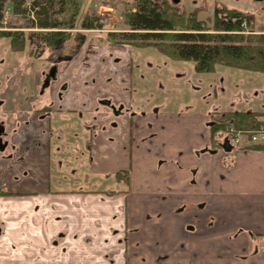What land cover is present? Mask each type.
<instances>
[{
	"label": "crops",
	"instance_id": "1",
	"mask_svg": "<svg viewBox=\"0 0 264 264\" xmlns=\"http://www.w3.org/2000/svg\"><path fill=\"white\" fill-rule=\"evenodd\" d=\"M134 49L137 48L129 44H109L104 35L98 42L90 41L89 36L77 61L62 68L59 80L40 99L42 105L51 102L57 105L47 109L45 120L39 119L42 112L34 114L38 125L36 136H29L35 138L28 153L32 162L28 165L26 162L16 164L11 168L0 164V190L7 191L0 194V227L4 231V237L0 239V264H108V253L112 250V244L106 242L109 231L124 229L131 224L132 199L125 195L84 196L77 192L54 195L48 191L46 176L49 163L47 150L52 146L50 135L55 134L54 129L59 130L58 134L65 141L68 137L65 129L73 131L76 122L73 119L72 127L67 128L69 118L66 112L73 107L84 109L85 105V110L96 111L95 136L91 140L95 163L91 167L84 164L83 159L86 160L87 156L77 152L73 138L72 142H65L73 148V152L64 151L59 159L56 156L52 166H60L67 171V176L75 172L82 177H89L88 170L93 175H108L121 168H131L135 201L142 204L140 207L154 208L158 203L156 197L166 193L174 203H186L190 209L199 208L214 217H208L207 222L212 221L218 227L216 233H219L189 239L193 243L192 249L184 255L183 264L193 261L194 256V264H209L212 262L210 255L218 258L213 262L216 264H222V258L235 264L249 263L250 259L240 255L246 254L244 244L248 242L252 245V240L246 234L236 233L239 228L245 227L264 235V150H244L238 153L235 161H229L233 162L231 166L193 151L203 147L209 149V123L213 113L241 108L258 110L255 107L264 110V91L252 100L238 103L235 98L238 99V95L244 92L240 89L243 80L236 81L239 85H230L228 77L232 76L223 72L212 75L213 79H198L192 84V93H188L184 102L175 97L174 102L169 104L170 99H155L157 83L151 86L146 84L145 76L136 78L134 68L132 77L123 75V59L131 54L134 63ZM150 52L145 54L150 55ZM86 58L87 64L84 63ZM162 62L166 64V59ZM234 77L236 80L243 78L242 75ZM64 83L69 85L65 86L60 99L58 92ZM218 85L220 96L217 95ZM130 86L131 97L124 91ZM148 86L150 95H141ZM243 87L247 89L246 85ZM136 89L137 99L134 98ZM164 92L165 89H162L158 94ZM105 96L124 101L126 107H133L139 112L149 111L154 105L158 107L161 114L155 126L158 133L155 141L144 143L150 131L147 121L152 116L139 119L127 115V118L118 120L117 131L112 129L109 123L115 119L103 116L105 109L98 104ZM147 97L152 98L144 100ZM207 99L213 103L206 102ZM62 104L63 110H59ZM55 121L64 123L56 126ZM79 142L82 144L78 139ZM204 152L205 149L201 151ZM59 161L62 163L59 164ZM98 182L94 179L93 186L102 184ZM114 199L117 201L114 202ZM65 231L67 235L63 233ZM181 239L178 237L174 246L179 247L184 241ZM181 256L174 250L176 263L179 264ZM256 259L264 264L263 255ZM114 264H124L119 253Z\"/></svg>",
	"mask_w": 264,
	"mask_h": 264
},
{
	"label": "flooded vegetation",
	"instance_id": "2",
	"mask_svg": "<svg viewBox=\"0 0 264 264\" xmlns=\"http://www.w3.org/2000/svg\"><path fill=\"white\" fill-rule=\"evenodd\" d=\"M173 2L175 3L174 0ZM220 5H226V4H221V3L217 4L215 6V9L217 6ZM99 29L100 28H95L87 31H93ZM116 44H120V43H116ZM121 44H125V43H121ZM130 46L137 49L148 48V47L142 48V47L134 46L132 44ZM62 49L58 50L59 52L55 54L56 58L53 61V64L49 69V72L42 77V81L40 85L41 91L38 92V94L42 97L45 95V93H49L50 88L53 86V84L59 80V75L62 72L61 71L62 68L68 67L69 65L72 64V62L77 61L78 59L77 57L81 52V49L80 50L74 49L73 52H71L70 54H65V53H61L63 52ZM165 59L167 60L169 58H165ZM123 61L125 67L123 71V75L128 74L129 76L132 77L133 68L135 70V66H133V59L131 54L127 59H123ZM84 63L87 64V58L84 61ZM54 70H55V76L51 77L49 80L48 76H50L51 71ZM149 75L151 74L145 76L146 80ZM137 77L138 76H136V78ZM152 77L156 80L153 82L154 83L153 86L155 85V83H157V87H158V91L155 99H159L158 97L161 93L158 94V92H160L162 89H165L166 91V85L164 86L163 84L164 82L162 81L160 76L158 77L152 76ZM159 78L161 79V82H157ZM176 78L178 81L182 82V85L186 86V84L183 83L184 81H187V80H183L185 77L182 78L181 76H176ZM47 79L48 81H50L49 85L47 87H44V84L46 83ZM67 84L69 85V83H64L63 86L60 87V90L58 92V96L60 99H62V92H64L66 88L65 86H67ZM35 91L37 92V86L33 84L32 93ZM124 91L128 92L131 97V86L128 89H125ZM134 94L138 95L137 89L134 91ZM41 98L35 100L33 95L30 96L28 95L27 97L28 104H30L31 106L26 110V112L24 110L23 105H17L14 103L10 111H8V113L11 115V118L15 121L11 130L6 128V125L2 121H0V164L4 163V165L6 164L8 165V167L11 168V166L16 164H21L23 162H26V164L28 165L29 163L32 162V160L28 158V153L31 152L33 148L32 144L35 140L34 137L37 134L36 127L38 125L37 122L38 119L36 118V120H34L35 117L34 114L37 112H42L39 115V119L45 120L46 114L48 113L47 109H52L57 105L56 102H51L48 105H42L40 104ZM134 98L137 99L136 97ZM98 104L101 108L105 109L103 110L105 113H102L103 116L106 117L112 116V119L113 118L115 119L113 121L114 124L109 123L110 124L109 126L115 131H117L119 127L118 120L127 118V115H129L130 117H138L139 119H147L149 118V116H152V118L148 119L147 121V127L149 128L150 131H148V138L144 141V143H152L157 138L158 133L155 130V126L158 122V117L161 114V110L155 105L152 106L149 111L145 110L139 112L135 110L133 107L132 109L126 107L124 101H119L112 97H107V96L100 99ZM63 106L64 105L62 104L59 110H63L61 109L63 108ZM85 107L84 109L73 107L72 109L66 112L69 118L66 127L67 128L72 127L73 115L85 114L89 116L90 119L87 122V124L83 126V131H86L87 133L91 132L89 138L84 140L83 138H77L76 135L77 127H74L72 132L69 131V129H65V131L68 134V137L65 141L58 134V132H60L59 130L54 129L55 134L50 135L52 146L51 147L49 146L47 150L49 163H48V174L46 176V183H47L46 185L48 186V191L54 195H67L77 192V193H82L84 196L96 195V194H105L107 196L125 195L127 198L130 197L132 199V210L130 217L131 224H127L124 229L114 228L113 230H110L109 234L107 235L106 242L112 244V250L108 253V259H107L108 264L115 263L116 255L118 253L124 264H178V262L176 263V260H174L173 258L174 250L177 254L182 255L179 264H183L184 255H187L189 252L188 250L192 249L193 243L192 240L189 239H197V238L201 239L203 237L214 236L219 233V232L216 233L215 230H217L218 227L212 221L207 222L208 217L214 218L211 213H207V212L203 213L199 208L190 209L186 203H179V202L174 203L172 201V197L170 195H167L166 193L159 194V196L156 197L158 203L155 204L154 208L145 209L143 207H140L142 204H139L135 201L136 195L133 192V185H132L133 176H132L131 168H127V169L121 168L112 174L108 173V175H97V174L93 175L92 173H90V170H88L89 177L85 175L84 177H82L78 173L75 174V172L70 174V176H67V171L62 170L60 166L58 167L55 165L52 166L56 156H58L59 159V157H61L64 154V151L70 153L73 152V148H70L69 147L70 145L65 144V142L67 141L72 142L73 138L75 139V149L77 150V152L81 156L84 157L87 156L86 160L83 159L84 164L89 165L91 167L92 163H95V155L93 152L94 147L93 144L91 143V140L95 136L93 126L96 124L95 123L96 115L94 113L96 111L94 112L87 111L85 110ZM241 109L247 110V108H241ZM229 111H235V110H229ZM226 112L213 113L212 115H217V116L219 115L220 117L221 115L223 116V114H225ZM39 123L42 122L39 120ZM63 123L64 122L61 121L58 123V125L59 124L63 125ZM69 132H71V134ZM210 133H211V128H210ZM119 135H121V132ZM29 136H34V137L29 138ZM78 139L82 141V144L80 142L78 143ZM203 149H205V152L201 153ZM209 149L203 147L193 152H196V154L198 155H207L209 157H213L214 159L221 160L223 164L224 161L229 162L236 160V156L238 155V151L234 149L232 145L229 144V142L224 138V136L220 139V141H218L216 147H212V141H211V145ZM58 163L61 164L62 161H59ZM231 164H233V162H231ZM63 168H64V163H63ZM118 173H124L125 175H129L130 181H127L124 177L116 178V175H118ZM93 176L97 182L99 181L102 183L98 187L93 186L94 179H91ZM75 182H78V184H75ZM102 185H104L105 187H102ZM26 186L29 188L28 184H26ZM2 191L3 190H0V194H5L4 192H7L5 190L4 192ZM116 201L117 199H114V202ZM221 227L222 226H220V228ZM63 233L67 235V231ZM244 234L248 235L251 238L252 245H249V243L246 242L243 247V249L246 251V254L240 256L246 259H250L248 264H255V262L260 264L257 261L256 257L259 255H263V259H264V235L254 233L253 231H250L245 227L239 228L236 233V235H244ZM3 237H4V231L2 227H0V239H3ZM178 237H181L184 241L181 239L183 241L182 242L183 245L181 244L179 245V247H176L174 246V242ZM191 256L193 257L194 254H191ZM193 259L195 260L196 257L194 256ZM210 259L212 262L209 264H216L213 262H216L218 260V258L211 255H210ZM193 261H188L185 264H194ZM222 262H223L222 264H235L234 262L230 260H226L225 258H222Z\"/></svg>",
	"mask_w": 264,
	"mask_h": 264
},
{
	"label": "trees",
	"instance_id": "3",
	"mask_svg": "<svg viewBox=\"0 0 264 264\" xmlns=\"http://www.w3.org/2000/svg\"><path fill=\"white\" fill-rule=\"evenodd\" d=\"M26 1L0 0V27L8 10L18 15L35 13V19H32L29 26L13 27L10 31L2 29L0 37L11 39L13 51L27 50L34 59H41L46 52L53 53L62 49L70 40L73 41L74 48L80 50L87 38L80 30L87 31L100 26L97 17H87L82 21L80 29L71 31L75 29V19L80 12V0H57L61 11L70 15L68 19L61 21L53 20L56 15V0H31L27 7ZM134 2L135 8L129 9L127 14L130 32L111 33L108 42L156 48L166 58L194 62L195 71L199 74L218 73V67H226L231 68L233 76L239 75L236 71L255 72L260 73L258 76L261 75L264 79V32L245 33L246 29H254L255 17L252 13L220 5L216 7L212 19L203 21L198 18L203 7L187 13L169 0ZM210 22L212 29L208 26ZM183 27L184 30H177ZM210 30L216 33H210ZM119 37L122 38L117 40ZM228 78L230 85H234L236 81H250V77L239 80L235 77ZM263 118L264 110L241 109L228 111L220 117L212 115L209 123L212 147H216L223 136H230L232 130L255 131L264 124ZM248 149L264 150V145L243 147V150ZM224 164L232 165L227 161ZM121 177L130 181L129 175H116V178Z\"/></svg>",
	"mask_w": 264,
	"mask_h": 264
},
{
	"label": "rangeland",
	"instance_id": "4",
	"mask_svg": "<svg viewBox=\"0 0 264 264\" xmlns=\"http://www.w3.org/2000/svg\"><path fill=\"white\" fill-rule=\"evenodd\" d=\"M169 1L182 10H186L187 13L197 9L198 7H203L204 10L200 12L198 16L199 20L203 21L213 18L215 6L217 4H226L230 7L254 14V29H246V34L251 33L252 31H255L253 34L264 32V0H178L176 4L173 0ZM28 4H31V0H27L25 6L27 7ZM80 4V12L75 19V29L72 31L81 28L83 19L87 17H97L100 29L93 31L98 32L91 33V31L80 30L82 34H86L87 38L90 36V41L94 40L98 42L101 35H104L106 36L107 43L113 44L114 42H108L109 34H122L124 32H130L131 27L128 22L127 14L129 9L135 8L134 0H80ZM55 10L56 15L53 20L57 19L61 21L70 17L69 14H65L61 11V6L58 2L56 3ZM32 19H35V13L33 12H26L23 15H18L8 10L5 14V19L0 27V30L5 29L10 31L13 27L25 28L31 24ZM208 26L210 27L209 29H212V22H210ZM184 29L185 27L178 28L177 30L182 31ZM28 30L30 29H25V31ZM212 32L216 33L214 30H210V33ZM120 38L122 37L117 38V40ZM125 44L131 45L130 43ZM74 47L75 45L73 44V41L70 40L63 47V52L61 53L70 54L75 49ZM149 48L151 49L146 51L139 49L133 50V66H135V74L136 76H146L151 74L148 76L147 80H145L147 84L151 86H153V82L156 81L152 76H160L164 82V86L166 85V92L161 93L158 98L166 101L170 99L169 104L174 102L175 97H178L179 101L184 102L183 100L188 95L187 92L189 94L192 93V84L196 83L198 79L204 81L213 79L212 75H221L223 72H226L230 76L234 77V73L230 72L232 71L231 68L226 67H218V70L220 71L218 73L199 74L195 71V63L192 61H177L169 58L166 60L165 64V62L162 61L166 57L159 51L155 50L156 48ZM148 51H151L150 55L145 54ZM57 52L59 51H55L53 53L46 52L41 59H34L29 55L27 50L23 52L13 51L11 47V39L0 37V103L2 102V105L0 104V121H2L9 130H11L15 121L11 118L8 111H10L11 107L15 103L17 105H23L26 112V110L31 106L28 104V95H33L35 100L42 97L38 94V92L41 91L40 85L42 77L49 72L53 61L56 58L55 54H57ZM87 53H89V51ZM151 63L153 65H151ZM236 72L239 75H242L243 78L250 77V81L243 80L240 82L241 84L239 82L234 84H240V89L244 91H242L243 94L238 95V99L235 98L238 103L246 99L252 100L253 98H256L255 96L264 91V79H262L261 75L258 76L260 73L255 74V72L244 71ZM178 73H181L182 78L185 77L183 80H187L183 82L186 86L182 85V82L177 80L176 76H179ZM33 84L37 86V92L35 91L32 93ZM244 85H246L245 88L247 89H244ZM216 87L218 88L219 85ZM254 88H256L255 91ZM174 91H177L178 94L175 95ZM217 93V95H221L219 88L217 89ZM141 95H150L149 86ZM137 96V94H134V97L137 98ZM230 97L231 96L229 95L228 98ZM144 100L149 101L150 97H147ZM205 101L213 103L211 99H207ZM252 107L254 106L252 105ZM255 108L261 110L259 107ZM72 118L76 120L73 127H77V138H83V140L89 138L91 132L87 133L86 131H83V126L87 124L90 119L89 116L85 114H77L73 115ZM56 121L54 122V125L58 126ZM71 132L69 133L71 134Z\"/></svg>",
	"mask_w": 264,
	"mask_h": 264
},
{
	"label": "built area",
	"instance_id": "5",
	"mask_svg": "<svg viewBox=\"0 0 264 264\" xmlns=\"http://www.w3.org/2000/svg\"><path fill=\"white\" fill-rule=\"evenodd\" d=\"M247 137V140H246ZM246 140L249 145H264V124L252 132H238L232 130L229 140L234 147L240 148Z\"/></svg>",
	"mask_w": 264,
	"mask_h": 264
},
{
	"label": "water",
	"instance_id": "6",
	"mask_svg": "<svg viewBox=\"0 0 264 264\" xmlns=\"http://www.w3.org/2000/svg\"><path fill=\"white\" fill-rule=\"evenodd\" d=\"M178 0H175V2H177ZM55 76V70L54 71H51V75L48 76V79L50 80L51 77H54ZM48 79L46 80V83L44 84V87H47L49 85V82Z\"/></svg>",
	"mask_w": 264,
	"mask_h": 264
},
{
	"label": "bare ground",
	"instance_id": "7",
	"mask_svg": "<svg viewBox=\"0 0 264 264\" xmlns=\"http://www.w3.org/2000/svg\"><path fill=\"white\" fill-rule=\"evenodd\" d=\"M176 3V2H175Z\"/></svg>",
	"mask_w": 264,
	"mask_h": 264
}]
</instances>
